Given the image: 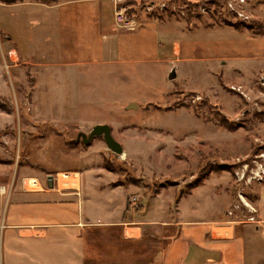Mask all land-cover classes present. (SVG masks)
Here are the masks:
<instances>
[{
  "label": "rangeland",
  "instance_id": "374dc122",
  "mask_svg": "<svg viewBox=\"0 0 264 264\" xmlns=\"http://www.w3.org/2000/svg\"><path fill=\"white\" fill-rule=\"evenodd\" d=\"M120 5L137 19L162 15L189 28L218 26L230 34L242 24L241 36L261 37L259 49L264 43V34L247 28L253 21L264 25V0H125ZM10 48L0 32V176L15 167L18 179L47 181L51 174L56 183L57 173L79 172V178L72 176L77 185L83 179L85 190L91 181L117 188L120 211L135 220L151 219L155 211L171 222L180 198L199 210L186 216L221 217L216 226L227 224L223 217H256L250 202L264 182V53L252 59L232 54L216 69L182 61L178 82L176 73L160 76L161 68L153 65L159 75L137 84L133 72L123 80L93 67L61 77L56 66L23 62ZM198 67L203 71L196 72ZM204 77L207 89L201 92ZM131 102L135 108L126 107ZM96 124L110 126L123 153L110 150L102 136L89 143L75 140ZM260 224L258 236L247 239L246 264H264ZM159 225L149 223L148 229Z\"/></svg>",
  "mask_w": 264,
  "mask_h": 264
},
{
  "label": "crops",
  "instance_id": "0c3cea01",
  "mask_svg": "<svg viewBox=\"0 0 264 264\" xmlns=\"http://www.w3.org/2000/svg\"><path fill=\"white\" fill-rule=\"evenodd\" d=\"M124 1L0 0V32L18 60L44 69L56 66L61 77L71 76L65 71L93 67L123 80L133 72L137 84L172 69L178 82L183 72L177 65L182 61L207 62L204 68L216 69L224 66L223 57L252 59L264 53V43L259 49L261 37L244 38L238 30L228 34L211 25L184 27L180 20L162 15L136 18V27L121 28L113 12ZM153 65L161 68L159 73ZM198 84L199 91H206L205 77ZM1 171L0 264H246L247 239L259 232L253 220H264V182L250 202L256 217H223L227 224L216 226L221 217L186 216L199 210L189 208L185 198L178 200L171 222L155 211L151 219L135 220L132 213L126 217L120 211L123 203L117 202L123 199L117 188L100 181L89 182L86 191L83 179L77 185L75 178L65 189L60 177L48 187L46 180L18 179L15 167ZM149 223L160 225L149 230Z\"/></svg>",
  "mask_w": 264,
  "mask_h": 264
},
{
  "label": "water",
  "instance_id": "95a60500",
  "mask_svg": "<svg viewBox=\"0 0 264 264\" xmlns=\"http://www.w3.org/2000/svg\"><path fill=\"white\" fill-rule=\"evenodd\" d=\"M168 77L169 78L175 77V72L173 69L168 74ZM126 107L127 108H131V107L135 108L136 105L131 102V103H128V105ZM94 136H102L107 147L110 150H112L113 152L118 153V154H121L123 152L122 146L120 145L119 142H117L113 138V136L111 135V128L107 124H96L91 128V130L88 134H85L83 132L78 133L75 140H78L79 138H81L83 143H89ZM47 185H48V187L53 186V175H51V174H49L47 176Z\"/></svg>",
  "mask_w": 264,
  "mask_h": 264
},
{
  "label": "built area",
  "instance_id": "2783aa9c",
  "mask_svg": "<svg viewBox=\"0 0 264 264\" xmlns=\"http://www.w3.org/2000/svg\"><path fill=\"white\" fill-rule=\"evenodd\" d=\"M113 16L115 23L121 28H134L138 25L136 17L128 12L127 7L125 5H120V4L115 5ZM56 176H57L56 180H58L59 178L58 173ZM253 221L254 223L257 224V226H259V224L261 223L260 224L262 226L261 230L262 233H264V222L259 220H253Z\"/></svg>",
  "mask_w": 264,
  "mask_h": 264
},
{
  "label": "trees",
  "instance_id": "16d2710c",
  "mask_svg": "<svg viewBox=\"0 0 264 264\" xmlns=\"http://www.w3.org/2000/svg\"><path fill=\"white\" fill-rule=\"evenodd\" d=\"M11 1H13V0H11ZM11 1H9V2H11ZM236 30H238V31H240L241 29H242V24H238V25H234L233 26ZM248 28V30H250L253 34H264V25L262 24V23H257L256 21H253V22H251L250 23V25L247 27ZM225 121L228 123V124H230L229 123V121L225 118ZM207 175H208V173H207Z\"/></svg>",
  "mask_w": 264,
  "mask_h": 264
},
{
  "label": "bare ground",
  "instance_id": "6f19581e",
  "mask_svg": "<svg viewBox=\"0 0 264 264\" xmlns=\"http://www.w3.org/2000/svg\"><path fill=\"white\" fill-rule=\"evenodd\" d=\"M72 175L76 177V174H72ZM72 175L71 174H66L64 176H58V177H60V185H68V184L70 185V184H72L73 181H75V177L72 178L73 177Z\"/></svg>",
  "mask_w": 264,
  "mask_h": 264
}]
</instances>
